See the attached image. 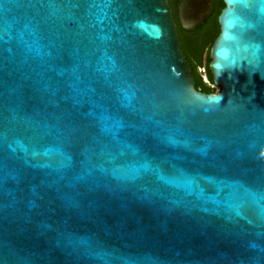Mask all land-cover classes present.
Instances as JSON below:
<instances>
[{
	"label": "water",
	"instance_id": "water-1",
	"mask_svg": "<svg viewBox=\"0 0 264 264\" xmlns=\"http://www.w3.org/2000/svg\"><path fill=\"white\" fill-rule=\"evenodd\" d=\"M221 1L207 94L167 0H0V264H264V0Z\"/></svg>",
	"mask_w": 264,
	"mask_h": 264
},
{
	"label": "trees",
	"instance_id": "trees-1",
	"mask_svg": "<svg viewBox=\"0 0 264 264\" xmlns=\"http://www.w3.org/2000/svg\"><path fill=\"white\" fill-rule=\"evenodd\" d=\"M223 6L221 0H217L214 12L200 28L189 32L181 29L178 30L182 51L190 65L205 70L207 81L202 80L197 74L194 80L196 88L207 94L215 93V87L212 85V77L208 70V52L219 32L217 15Z\"/></svg>",
	"mask_w": 264,
	"mask_h": 264
},
{
	"label": "flooded vegetation",
	"instance_id": "flooded-vegetation-1",
	"mask_svg": "<svg viewBox=\"0 0 264 264\" xmlns=\"http://www.w3.org/2000/svg\"><path fill=\"white\" fill-rule=\"evenodd\" d=\"M167 1H168L169 5H170V7H171L173 19L175 20V22H176V24H177V31H178L179 29L183 30V29L180 27V25L178 24V20H177V12H176L177 4L179 3L180 0H167ZM216 1H217V0H213V11H212V13L214 12L215 7H216ZM221 2H222V1H221ZM222 8H223V7H222ZM222 8H221V9H222ZM221 9H220V10H221ZM212 13H211V14H212ZM210 16H211V15H210ZM210 16H209V17H210ZM209 17H208V18H209ZM208 18L206 19L205 22H203V23L201 24V26L204 25V24L207 22ZM201 26H199V27H197V28H200ZM197 28H196V29H197ZM196 29H194V30H196ZM194 30H193V31H194ZM183 31H184V30H183ZM186 32H189V31H186ZM191 67H192V74H193L194 79H195V75L197 74L202 80L207 81V75L205 74V70H203V69H201V68L194 67V66H191ZM212 85H213L214 87H217V86L213 83V81H212ZM215 92H216V91H215Z\"/></svg>",
	"mask_w": 264,
	"mask_h": 264
},
{
	"label": "rangeland",
	"instance_id": "rangeland-1",
	"mask_svg": "<svg viewBox=\"0 0 264 264\" xmlns=\"http://www.w3.org/2000/svg\"><path fill=\"white\" fill-rule=\"evenodd\" d=\"M215 91L218 92L219 91V88L218 87H215Z\"/></svg>",
	"mask_w": 264,
	"mask_h": 264
}]
</instances>
